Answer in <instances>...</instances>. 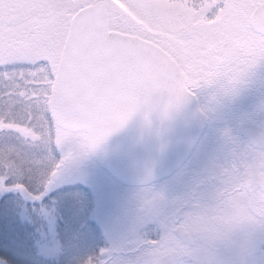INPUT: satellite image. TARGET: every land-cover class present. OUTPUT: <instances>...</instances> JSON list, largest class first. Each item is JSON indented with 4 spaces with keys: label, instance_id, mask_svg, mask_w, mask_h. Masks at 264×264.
<instances>
[{
    "label": "snow or ice",
    "instance_id": "6c2138e0",
    "mask_svg": "<svg viewBox=\"0 0 264 264\" xmlns=\"http://www.w3.org/2000/svg\"><path fill=\"white\" fill-rule=\"evenodd\" d=\"M260 62L264 0H0V190L26 148L95 149L141 107L167 113ZM214 205L233 223H264V137L236 151ZM198 221H177L135 264L197 255Z\"/></svg>",
    "mask_w": 264,
    "mask_h": 264
},
{
    "label": "rangeland",
    "instance_id": "374dc122",
    "mask_svg": "<svg viewBox=\"0 0 264 264\" xmlns=\"http://www.w3.org/2000/svg\"><path fill=\"white\" fill-rule=\"evenodd\" d=\"M219 84L196 90L206 112L215 114L189 161L148 187L120 185L75 140L26 148L19 175L0 190V264H89L102 249L112 264H135L139 250L175 226L183 204L182 220L199 213L203 239L200 252L181 264H264V223H233L214 205L221 174L248 145L238 131L244 116L216 113ZM222 97L229 101V94Z\"/></svg>",
    "mask_w": 264,
    "mask_h": 264
},
{
    "label": "water",
    "instance_id": "95a60500",
    "mask_svg": "<svg viewBox=\"0 0 264 264\" xmlns=\"http://www.w3.org/2000/svg\"><path fill=\"white\" fill-rule=\"evenodd\" d=\"M207 125L193 95L165 113L161 107H141L123 126L95 149L92 158L124 186L143 187L174 174L189 158ZM250 143L264 137V129L240 126ZM183 209L177 213L182 218ZM176 221V223H177Z\"/></svg>",
    "mask_w": 264,
    "mask_h": 264
},
{
    "label": "flooded vegetation",
    "instance_id": "af4514ba",
    "mask_svg": "<svg viewBox=\"0 0 264 264\" xmlns=\"http://www.w3.org/2000/svg\"><path fill=\"white\" fill-rule=\"evenodd\" d=\"M218 89L221 95L219 96L220 101L217 102L218 109L216 113L219 112L222 116H226L228 120L231 112L234 114L236 110L238 115L244 116L245 120L242 122L256 123L264 128V62H260L250 68L240 81L230 82L228 79L222 80L218 85ZM223 93L229 94V101H224ZM259 108L262 109L258 110ZM214 114L215 112L211 113L212 116ZM221 176L224 178V172ZM207 183L211 185L215 182L208 180Z\"/></svg>",
    "mask_w": 264,
    "mask_h": 264
},
{
    "label": "clouds",
    "instance_id": "9594fccd",
    "mask_svg": "<svg viewBox=\"0 0 264 264\" xmlns=\"http://www.w3.org/2000/svg\"><path fill=\"white\" fill-rule=\"evenodd\" d=\"M194 216H198L199 215V213H195V214H193Z\"/></svg>",
    "mask_w": 264,
    "mask_h": 264
}]
</instances>
